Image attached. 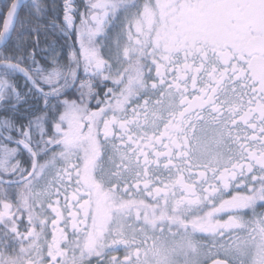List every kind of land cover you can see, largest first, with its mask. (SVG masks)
Here are the masks:
<instances>
[{"label": "snow or ice", "instance_id": "1", "mask_svg": "<svg viewBox=\"0 0 264 264\" xmlns=\"http://www.w3.org/2000/svg\"><path fill=\"white\" fill-rule=\"evenodd\" d=\"M93 261L264 264V0L0 5V264Z\"/></svg>", "mask_w": 264, "mask_h": 264}, {"label": "flooded vegetation", "instance_id": "2", "mask_svg": "<svg viewBox=\"0 0 264 264\" xmlns=\"http://www.w3.org/2000/svg\"><path fill=\"white\" fill-rule=\"evenodd\" d=\"M75 3H76V0H75ZM76 5H77V3H76ZM77 7H78V5H77ZM78 9L80 10L79 7H78ZM83 10H84V9H83ZM83 10H81V11H83ZM77 22H78V20H77ZM33 38H35V37H33ZM53 39H56V40L58 41V43L63 44V40H60V39H59L57 36H55V35H49V36L46 38L45 36H43V34H41V35L39 36V40H40V48L43 49V48L46 46V44H47V43H51V41H52ZM73 39H74V38H73ZM70 43H71V41H70ZM77 48H78V45H77ZM102 54L104 55V57H105L106 59L109 57V52H108L107 49H104L103 52H102ZM38 58H40V57L38 56ZM82 75H83V73L81 72V76H82ZM106 83H107V85H108L109 87H112V84H111L110 81H108V82H106ZM102 88H103V85H101V87H98V88L96 89V91L100 93V98H103V91H102ZM70 92H71V93H74V92H75V89H71ZM89 107L95 109V107H96V101H95V99L92 100V101L90 102ZM20 158H21V160H27V154L22 155ZM259 210H261V209H258V211H259ZM224 218L226 219V217H224ZM25 222H26V218H25ZM120 255H123V253H121ZM93 264H95V261H93Z\"/></svg>", "mask_w": 264, "mask_h": 264}, {"label": "trees", "instance_id": "3", "mask_svg": "<svg viewBox=\"0 0 264 264\" xmlns=\"http://www.w3.org/2000/svg\"><path fill=\"white\" fill-rule=\"evenodd\" d=\"M84 2L85 0H76V3L78 7L80 8V11L84 9ZM4 3V0H0V5ZM56 3L62 6V0H56ZM61 17H62V10H61Z\"/></svg>", "mask_w": 264, "mask_h": 264}]
</instances>
